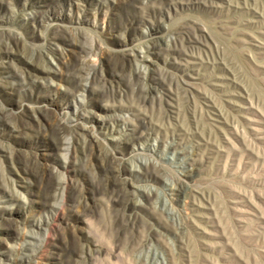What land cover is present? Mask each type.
<instances>
[{
  "label": "rangeland",
  "instance_id": "374dc122",
  "mask_svg": "<svg viewBox=\"0 0 264 264\" xmlns=\"http://www.w3.org/2000/svg\"><path fill=\"white\" fill-rule=\"evenodd\" d=\"M0 264H264V0H0Z\"/></svg>",
  "mask_w": 264,
  "mask_h": 264
}]
</instances>
